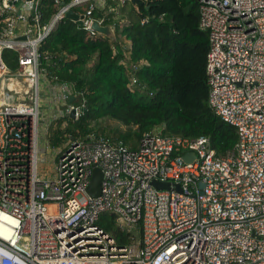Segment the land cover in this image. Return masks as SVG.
I'll return each mask as SVG.
<instances>
[{"label":"built area","instance_id":"built-area-1","mask_svg":"<svg viewBox=\"0 0 264 264\" xmlns=\"http://www.w3.org/2000/svg\"><path fill=\"white\" fill-rule=\"evenodd\" d=\"M41 1L0 0V264H264V0H198L208 106L235 128L232 151L217 156L207 137H165L162 127L135 149L91 134L67 140L53 180L38 175L40 140L49 144L50 126L71 110L78 119L85 100L50 80L39 48L69 9L97 35L91 25L102 20L92 12L103 1L54 0L45 25ZM5 51L17 55L16 70ZM145 65H126L130 90L141 87L135 74ZM40 78L53 97L43 113ZM95 168L101 190L91 198ZM103 215L115 217L129 244L98 225Z\"/></svg>","mask_w":264,"mask_h":264},{"label":"trees","instance_id":"trees-1","mask_svg":"<svg viewBox=\"0 0 264 264\" xmlns=\"http://www.w3.org/2000/svg\"><path fill=\"white\" fill-rule=\"evenodd\" d=\"M113 1L96 7L92 18L101 19L102 26L129 40L130 63L147 64L135 74L146 91L141 87L130 90L129 69L120 64L111 39L90 36L77 23L62 19L39 48L41 64L50 80L66 84L78 98L81 95L85 107L78 119L66 118V129L59 128L61 120L56 128H50L52 147L58 148L67 135L75 141L94 134L135 149L145 133L162 127L165 137H207L217 156L232 151L237 142L235 128L208 106V36L199 28L198 0H135L136 18L128 16L124 25L120 24L124 19L107 14ZM78 10L73 9L75 13ZM39 12L40 24H48L55 14L54 0H42ZM2 59L8 69H17L14 52L5 51ZM138 93L148 100L137 98ZM67 103L75 105L76 101ZM100 120L116 122L124 130L102 126L94 130L92 123ZM114 221L112 215H103L98 225L113 234L120 245L129 244V234L116 229Z\"/></svg>","mask_w":264,"mask_h":264},{"label":"rangeland","instance_id":"rangeland-1","mask_svg":"<svg viewBox=\"0 0 264 264\" xmlns=\"http://www.w3.org/2000/svg\"><path fill=\"white\" fill-rule=\"evenodd\" d=\"M125 3V4H124ZM113 4L116 5V8L118 9V11H120L121 14L126 15L127 17H132V18H136L135 14L133 13V5L131 2L129 1H121V0H114ZM18 6L20 7V5L18 4ZM78 13H80V10H78ZM130 63V62H129ZM129 63H127L126 65H129ZM39 107H40V111L41 113H43L46 109V107L44 106V104L47 102V105L50 104L51 102V95L48 93V90L46 88V85H44L43 80L40 78L39 81ZM142 94L138 93L136 94L137 98H141L142 101H146L148 100L147 97L142 96ZM50 98L49 100H47V98ZM60 121V120H59ZM62 123L60 125V129L64 130L68 127L67 125V121L65 120H61ZM58 122V121H57ZM57 122L50 127L56 128ZM57 125V126H56ZM106 127L109 129H120V130H124V127H122L120 124L110 121V120H100V121H96L94 123H92V127L94 130L99 129L100 127ZM49 127V128H50ZM47 128V124L44 123L42 125V130H45ZM50 129L48 130V133ZM69 136L67 135L66 137H64L63 139L61 138L62 143L60 144L59 148H55L52 147V145L49 143H45V141L40 140V146H41V156L39 158V162H38V175L41 178H44L45 180H53L56 177V167L58 165V154L60 152L59 149H61L63 146L66 145L67 143V138ZM65 138L67 139L65 141ZM65 141V142H64ZM133 234L135 235L136 238L139 237L138 233L133 232Z\"/></svg>","mask_w":264,"mask_h":264},{"label":"water","instance_id":"water-1","mask_svg":"<svg viewBox=\"0 0 264 264\" xmlns=\"http://www.w3.org/2000/svg\"><path fill=\"white\" fill-rule=\"evenodd\" d=\"M121 1H129L131 3L135 2V0H121ZM65 18L67 20H70L72 22L77 23L79 26H82V21H81L79 15L76 14L72 9H69L66 12ZM91 30L93 32H95L96 34L102 35V36L107 37L109 39H111V37H112V33L110 31V28L102 26V25H99L97 22H93L92 23ZM74 100H75L74 96H69L68 97V102L70 104L73 103ZM74 114H75V111L71 110L70 114H69V118L74 120ZM191 159H192V155L191 154L186 155L183 158L185 163H189L191 161ZM101 181H102V173H101V171L98 168H95L93 170V175H92V178L90 180V183H89V185L87 187V193H88V195L91 198H96V197H98L100 195ZM153 186L156 189H158V190H162V189L168 190V188H169V185L166 184V183L164 184V183L153 182Z\"/></svg>","mask_w":264,"mask_h":264},{"label":"crops","instance_id":"crops-1","mask_svg":"<svg viewBox=\"0 0 264 264\" xmlns=\"http://www.w3.org/2000/svg\"><path fill=\"white\" fill-rule=\"evenodd\" d=\"M102 1L103 2L100 5H101V7H104L106 5V1H108V0H102ZM111 13L116 14L117 19H124L121 21V23H120L121 25H124L127 23L126 22L127 16L124 14H121L120 11H118V9L116 8V5H114V4H113V6L109 7V11L107 14H111ZM110 31L112 33V37H111L112 48L115 51V53H117L121 57L120 64L121 65L124 64L125 66H123V67L125 68L126 64L130 62V55H129L130 48H131L130 42L124 36L119 35V34L116 35V33H114L113 29L110 28ZM13 83L14 82H12V81H6L5 82V84L9 85L10 88H12L14 86ZM5 87H6V85H5ZM62 148L59 150L61 151Z\"/></svg>","mask_w":264,"mask_h":264}]
</instances>
